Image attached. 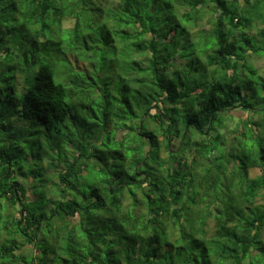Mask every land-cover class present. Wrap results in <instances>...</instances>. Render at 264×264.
<instances>
[{"label": "trees", "instance_id": "16d2710c", "mask_svg": "<svg viewBox=\"0 0 264 264\" xmlns=\"http://www.w3.org/2000/svg\"><path fill=\"white\" fill-rule=\"evenodd\" d=\"M257 46L264 0H0V200L24 237L0 243V264H264V67L246 59ZM119 47L133 54L121 82L95 91V61ZM132 82L142 112L127 108ZM234 111L246 132L219 155L214 121ZM89 165L102 174L87 183ZM49 218L67 243L44 236Z\"/></svg>", "mask_w": 264, "mask_h": 264}, {"label": "rangeland", "instance_id": "374dc122", "mask_svg": "<svg viewBox=\"0 0 264 264\" xmlns=\"http://www.w3.org/2000/svg\"><path fill=\"white\" fill-rule=\"evenodd\" d=\"M209 16H207L203 21L202 23L200 24V28H208L209 27V23H208V18ZM73 24V21L71 19H66L63 23V27L65 28H69L71 27ZM98 30H99V27L97 29H94L93 33H94V36L96 34H98ZM66 37L68 36L65 35ZM72 37V36H71ZM113 43H114V46L115 47H118L121 45L122 41L120 38H118L117 36H114L113 35ZM261 45H262V42H261ZM251 47H254L253 45H251ZM261 46H257L258 48V52H254L252 49L251 51L249 52V54L247 55L246 59L256 68L258 69L261 74L263 72V67H264V58H263V49L260 48ZM81 48V47H80ZM81 50H83L81 48ZM128 54H126L128 57H133V54H132V50L130 51H127ZM128 57L125 56V51H120V47H119V50L117 49V51H112V50H108L107 53H105V64H104V67L101 68L100 65H99V62L98 61H95L98 65L97 67L95 68L94 72H90L88 75L90 78H92V81L94 82V85L96 87L95 91H105V88L106 86L112 82V87L114 86H118L119 83L121 82L120 81V77L123 78L124 76V67L126 65H129L128 63L130 62ZM73 56L71 57V61H73L74 63V66L79 69H82L84 71H87V70H90L92 65L88 62H75L73 60ZM127 61V62H126ZM248 73V72H247ZM259 74V73H258ZM82 77V76H81ZM84 78V77H82ZM56 81H60L58 79H56ZM87 81L89 82V79H87ZM134 82L132 83H128V86H129V89L131 91V94H130V97H129V100H128V107L129 110L131 109H136V111H143V109L146 108V104L144 103V98H138L135 94V91H136V87H131L133 86ZM126 85V84H125ZM109 87V86H108ZM135 96V97H134ZM257 102V105L258 101H255ZM138 103H142V106L139 107L138 106ZM253 104V103H252ZM250 108H255V106L253 105H249ZM161 108L159 107V110ZM96 114L100 117V113L98 111V108L96 110ZM184 114V112H181L179 113V119L183 118L184 116H182ZM246 114L247 112H241V111H234L233 112V115L232 114H228V113H222L221 115H219L220 117H218V119H216V121H214V124H216V127H215V130L217 131V134L218 136L215 137L214 136V143L216 144V147H217V152L218 154L220 155V149H219V145H222L221 146V151H223L224 147L227 146V149L232 147V144H233V136L234 134L237 135L238 131L239 133H242L243 131L246 132V130H244L243 126V121L244 119H242V121L240 122V128L238 129L237 132H235L234 130L237 129V124L239 123V118H245L246 117ZM253 114V112H250V115L251 116ZM262 113L260 112H256V115L259 117L261 116ZM150 116L151 114H146V115H143L142 117L146 119V121H149L150 119ZM161 119H163L162 116L158 115ZM87 120L92 122L91 120V117H87ZM222 123H225L227 124V127H225V129H223L221 127L220 124ZM248 122L245 121L244 123V126H247L248 127ZM185 128H187V126H185ZM222 129V130H221ZM243 129V131H242ZM124 134V131L122 132H118L117 133V137L118 139H120L121 135ZM220 134V136H219ZM190 136L193 137V136H196L193 132L190 133ZM218 138V139H217ZM45 136H43V140H45ZM102 143L103 141V136L99 139ZM192 140H195L194 142H196L197 140L194 138H192ZM225 142V143H224ZM231 142V143H230ZM178 146V141L177 142H173L172 143V146H171V150H176V147ZM229 146V147H228ZM194 147H195V144H194ZM105 147H100V150L104 149ZM90 155H93L92 153ZM166 154L163 152L162 153V156H165ZM186 155L188 156L187 158L185 157L187 163L188 161L190 162V160H192V157H194L195 153H191L190 151H187L186 152ZM93 158H91L92 160ZM206 159H202L201 162H204ZM93 161V160H92ZM131 161H128V163L126 164L125 166V170L126 172H131ZM88 166V165H87ZM110 167V165H109ZM33 174H35L36 178H39L40 177V174L42 172L41 170V165L40 164H37V167H34L33 168ZM85 176L83 177V180H85L87 183H89L90 181L93 182L97 176H101L102 174V170L100 169L99 171H93L91 169V166L89 165V167L87 169H85ZM260 174V170L258 168H250L249 169V176L250 177H255V176H258ZM41 179V178H39ZM37 179V180H39ZM47 180V178H45ZM126 180V179H125ZM30 188H32V186H30ZM38 189L36 190V188H32L31 191L35 192H40L41 191V188L37 187ZM130 203V200L126 197L125 200L123 201V209L126 208ZM255 204L256 205H261V204H264V198L262 196H259L257 197L256 201H255ZM0 205H2L3 209L0 210V243H5V242H9V241H13V239H15L17 236L23 240L24 237H20L21 235L19 233H15L16 232V226L13 224V222L11 221L12 217H13V210L12 209H7L4 205H6V200L2 197L1 200H0ZM53 207V206H52ZM52 207H49L47 209V214H49L50 211H52L53 209H51ZM15 209V208H14ZM50 220H48V225L46 227H44L42 229L43 231V234L44 236L48 237V238H55L58 234V236L61 238L60 240V243H67L69 241V232L67 230H63V233L60 234V232L57 233V230L60 229L58 225L59 222H62V221H59V219H55V218H49ZM72 219H69V222H73L71 221ZM210 227H211V224H209ZM47 227L49 229H47ZM51 229V231H50ZM50 231V232H48ZM17 235V236H16ZM84 237V232L82 230V227H78V231L76 232L75 235L71 236V240H78V239H82ZM26 240V239H25ZM41 243V241H40ZM25 249L27 253H31L33 248H32V245L31 244H26L25 246ZM35 254V253H34ZM36 255V254H35Z\"/></svg>", "mask_w": 264, "mask_h": 264}]
</instances>
